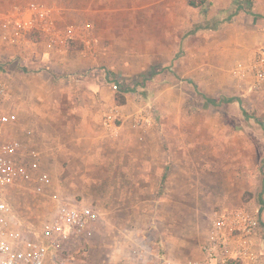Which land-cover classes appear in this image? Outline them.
I'll return each mask as SVG.
<instances>
[{"label":"rangeland","instance_id":"374dc122","mask_svg":"<svg viewBox=\"0 0 264 264\" xmlns=\"http://www.w3.org/2000/svg\"><path fill=\"white\" fill-rule=\"evenodd\" d=\"M190 1H9L62 5L93 26L92 18L110 19V25L102 28L107 38L99 42L119 53L112 54L119 58L117 67L104 63L75 73L76 79L89 77L116 89L112 98L100 99L102 133L97 143H77L68 135L53 154L50 140L17 135L27 146L41 150V169L49 174L44 185L34 182L10 193L26 229H40L63 201L94 205L101 212L89 242L67 245L47 264H107L105 251L116 245L123 248L122 264H185L199 255L216 211L246 207L264 225V86L250 91L239 82L236 85L231 74L233 65L264 45V18L253 14L264 15V0H250L252 13L247 0H239L243 8L236 14L234 0H205L211 3L206 13ZM135 4L139 11L135 12ZM137 13L151 17L139 23L141 36L136 39L131 36ZM163 15L171 37L161 41L173 47L171 53L161 48L153 55L148 34L162 30ZM202 25L205 28L195 31ZM122 32L124 37L115 36ZM33 41L37 44L27 51L9 47L0 52V80L9 91L4 104L18 117L21 96L41 82L36 47L44 41ZM74 48L83 46L73 43L67 52ZM67 72H56L55 78ZM116 78L135 90L120 91ZM59 89L70 93L67 86ZM229 97L239 100H222ZM212 99L222 101L215 105ZM114 104L126 117L143 108L151 110L154 118L144 141L134 134L112 138L106 133L103 115ZM125 131L131 132L128 127ZM106 216L113 223L107 234L100 230ZM261 246L264 251V238Z\"/></svg>","mask_w":264,"mask_h":264},{"label":"built area","instance_id":"2783aa9c","mask_svg":"<svg viewBox=\"0 0 264 264\" xmlns=\"http://www.w3.org/2000/svg\"><path fill=\"white\" fill-rule=\"evenodd\" d=\"M33 38L43 39L63 54L78 43L97 55L100 42L93 24L86 20L61 24L56 9L44 3L16 4L0 12V52L13 49L27 51ZM15 52V51H14ZM240 86L250 91L264 86V45L252 56L231 68ZM8 86L0 80V264H47L69 244L84 242L94 236L101 212L94 205L59 202L42 227L26 229L11 201L12 190L26 184H46L49 174L42 171L43 155L39 148L29 147L21 138L8 134L14 114L4 102ZM154 118L143 108L126 117L120 106L106 109L102 125L112 138H119L129 128L144 141ZM262 229L260 217L246 207L214 212L206 235L200 243V255L185 264H264L259 250Z\"/></svg>","mask_w":264,"mask_h":264},{"label":"crops","instance_id":"0c3cea01","mask_svg":"<svg viewBox=\"0 0 264 264\" xmlns=\"http://www.w3.org/2000/svg\"><path fill=\"white\" fill-rule=\"evenodd\" d=\"M9 1L10 0H0V4L4 2L2 5L4 10L10 9L16 4H22L11 3ZM135 7V12L136 10L139 11L141 8L139 4H135ZM148 7H150L149 4ZM54 8L56 9V17L60 20L62 25L69 22L81 21L82 19L89 20L84 16L69 12L71 9L65 6L54 5ZM150 17L151 13L133 14L132 22L134 30L131 36L132 38L137 39L141 36L137 27L139 23L147 21ZM165 18L166 15H163V22L161 24L162 30L159 29L154 34L151 32L148 34V37L153 39L149 42V45H151L153 49V55L158 53L161 48H163V52L167 49V51L171 53V48L173 47L172 45H169L166 40L161 41L162 38L167 39L171 37V33L167 31L164 23ZM91 21L98 30L97 36H99V40L103 42V39L107 38L108 34L106 31L103 32L104 26L105 24L109 26L111 20H98L97 18H92ZM120 22H124V19H121ZM100 26L102 32L99 30ZM115 36L124 37L123 32L118 35L115 34ZM71 47L72 45L68 46V48ZM36 48L38 49L36 54L38 60H41V65L39 66L40 69L38 68L39 70L37 72V78H40L41 82L35 86L36 88L33 92L21 96L20 104L17 105L19 107V117L14 111V119L9 127L8 134L12 136H24V139L31 138L33 141L36 139L44 141L43 138L50 140L51 143L49 145L52 148L53 154H56L59 149L57 143L65 141L66 137L68 138V135L71 137L69 140L77 143H97L99 136L102 133L100 132V118L98 114L100 99L107 98V96H109L108 98H112V96L115 95L116 89L112 86H108V84L106 85L105 83H101L96 79H91L89 77L76 79L77 74L75 73L104 63H109L111 66L117 67L118 62H120L118 60L119 58L113 59L112 54L119 55V53L116 49L114 51L110 46H104L103 43H100V52L97 55H93L84 48L81 50L74 48L73 50H70V52L65 51L61 54L56 52L46 43H40ZM62 70L68 71L66 74L69 77L68 79L64 74H57L55 78L56 72H62ZM64 80H66L67 84L63 83ZM116 80H120L118 78L114 79V82L117 85ZM49 84L52 88L51 91H49ZM235 84L237 85L238 81H235ZM64 86L70 88V93L62 94L60 92L59 88ZM68 102H74L72 107L68 106ZM127 133L133 134L132 132L124 131L122 136ZM165 176L166 173L162 176V180L164 181H166L164 178ZM136 206L137 205H135V207ZM135 207H133V209H135ZM112 224L109 216H106L101 223L102 228L100 227V230L104 229L107 234V230L111 229ZM124 227H129V225L123 226V228ZM136 228H138V226H136ZM263 238L264 225H262L258 239L260 246L259 250L263 255L264 261V251L261 246ZM90 239L91 238L86 241L89 242ZM122 252L123 248L118 247V245H116V247L111 246L110 250L105 251L106 263L122 264ZM57 258L58 256L55 259Z\"/></svg>","mask_w":264,"mask_h":264},{"label":"trees","instance_id":"16d2710c","mask_svg":"<svg viewBox=\"0 0 264 264\" xmlns=\"http://www.w3.org/2000/svg\"><path fill=\"white\" fill-rule=\"evenodd\" d=\"M191 5L195 6V7H198V6H201V8L204 10V12L206 13L209 9V6L211 5V3H206L205 0H196V1H190ZM234 4H237V7H236V11L233 13V14H236L241 8H243V5L241 4V2L239 0H234L233 1ZM247 10L249 12H253L252 11V3L250 0H247ZM255 14V16L257 18H264V15L262 14H257V13H253ZM217 25L215 24L213 28H216ZM201 29V28H205L204 25H202L201 27L198 26L195 31L197 29ZM117 82V86L119 88L120 91H124V92H130V91H134L135 90V87H126L125 85H123L120 81L116 80ZM223 101H234V100H239L238 97H229V98H223L222 99ZM222 100L220 101H217L215 99H212V103L215 104V105H218Z\"/></svg>","mask_w":264,"mask_h":264}]
</instances>
